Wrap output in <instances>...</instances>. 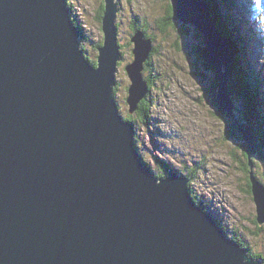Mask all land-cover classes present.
I'll return each instance as SVG.
<instances>
[{
    "label": "water",
    "instance_id": "water-1",
    "mask_svg": "<svg viewBox=\"0 0 264 264\" xmlns=\"http://www.w3.org/2000/svg\"><path fill=\"white\" fill-rule=\"evenodd\" d=\"M169 2V32L188 72L252 170L261 147L240 120L247 106L231 93L235 52L212 22L217 8L213 0ZM68 4L0 0V264H264L194 203L190 178L157 177L140 157L115 94L120 0H104L98 68ZM131 42L134 114L153 41L137 31ZM250 175L261 226L264 182Z\"/></svg>",
    "mask_w": 264,
    "mask_h": 264
},
{
    "label": "rangeland",
    "instance_id": "rangeland-1",
    "mask_svg": "<svg viewBox=\"0 0 264 264\" xmlns=\"http://www.w3.org/2000/svg\"><path fill=\"white\" fill-rule=\"evenodd\" d=\"M68 1L72 3L75 19L87 30L82 46L85 45L86 52L96 60L98 51L93 48L94 43L103 40L102 23L99 27L96 18L102 0ZM249 2V8L260 13L259 20H255L252 13L251 22L253 25L256 22L261 35V41L254 45L258 63L264 64V0ZM167 4H170L169 0H120L117 23H120L119 41L125 62L117 75V96L122 114L130 116L129 106L123 104V100L128 96L127 88L131 83L125 66L134 60L131 42L134 25L145 24L150 28V34L158 36L157 60L159 66L165 68V78L161 87L158 83L159 88L153 89L149 120H139L133 126L136 142L139 139L143 142L137 144L138 151L152 169L161 162L183 172L185 166L194 169L200 162L204 170L198 173L192 186L195 197L201 199L209 216L228 230V237L242 239L253 254L264 258V224L260 226L256 220L257 207L249 188L251 175L248 179L245 155L224 139L223 122L211 115L206 104L208 98L200 90L203 85L198 81V86L193 81V73L187 69L188 60L182 52H176L174 32L165 35L157 30L155 19L163 16ZM131 115L136 117V113ZM253 160L252 170L248 160V169L264 182V161Z\"/></svg>",
    "mask_w": 264,
    "mask_h": 264
},
{
    "label": "trees",
    "instance_id": "trees-1",
    "mask_svg": "<svg viewBox=\"0 0 264 264\" xmlns=\"http://www.w3.org/2000/svg\"><path fill=\"white\" fill-rule=\"evenodd\" d=\"M249 3H250L249 0H213V7L217 8L218 16L212 18V22L221 31V33L224 34L230 40V43L233 46L232 50L235 52L236 70H235L233 87H231V93L235 99L240 100L248 108L247 113L243 115L240 120L242 122L247 123L254 131L261 147V152L259 154L258 159L264 161V152H263L264 151V64L258 63L259 56L258 53L255 52V49L257 47L256 45H254L255 42L261 41V35L257 28L256 22L254 23V25L251 22L252 13H253V18L255 20L260 19L259 18L260 13L256 14L253 8L250 9ZM68 5L69 7H71L72 3L69 1ZM71 8L73 10V6ZM103 13H104V3L102 0L100 2V8L97 11V17H96L99 27H101ZM172 17L173 15H172L171 7H169V4H167V6L165 5V13L163 14V16L162 17L160 16L157 20L155 19L157 30L160 33L169 35L170 33L169 28L171 24L173 26ZM75 21L77 23V26L80 28L82 32L83 35L82 43H83L85 42V39L87 37L86 36L87 30H85V28L78 22L77 19H75ZM117 26L119 32L120 23H118ZM136 26L137 25L134 26L135 32L143 31L146 34V36L153 41V50L150 55V58L145 63V68L143 71V77L144 80L147 82L148 89L145 98L140 103L139 109L136 112V117L131 115L129 111L128 113L130 114V116L128 117L122 114L120 101L117 100L119 105V111L121 112L123 119H125V121H127L128 123H132L133 125L137 124V121L139 120L142 121L149 120L151 110L153 107V89L158 87V83L159 86L161 87V82L165 78V68L159 66L157 60V57H159V46L157 45L158 36L149 33L150 28H147L148 25L145 26L144 24L140 27L138 26L136 27ZM101 44L102 41L96 42L94 43L93 48L98 50ZM82 47L86 50L85 45H83ZM176 48H177L176 52H181L180 43L178 47L176 46ZM194 50H195V54L198 55L199 57L201 54L200 53L201 50L197 47L194 48ZM88 60L92 65L97 66V61L94 60L91 56L88 57ZM163 90L165 91V89ZM118 92H119V84L117 85L115 91L116 97ZM127 93L129 96V86L127 88ZM127 98L126 100H123V104L128 105ZM211 115L213 117L215 116L213 113H211ZM223 115L225 114L222 112V116ZM239 118L240 117H238L237 120H239ZM216 119L222 121L219 117H216ZM135 143L139 145L140 143L143 142L141 139H139ZM139 155L140 157L144 158L140 151H139ZM245 159H246L247 178L249 179L250 172L252 171L248 169V158L246 155H245ZM144 162L147 168L155 171L154 173L157 177L165 178L167 177L168 172L171 171L181 178L182 177L190 178L191 180L189 182V187L191 190L192 199L198 207L204 210L205 208L204 204L201 202V199H197L195 197L193 191L194 188L192 187L195 179L198 178L197 177L198 173L204 170L200 162L197 163L194 169H188V167L185 166L184 169L186 171L183 172L174 169L168 166L167 164L161 162H157L155 169H152V167L149 165V163L146 160H144ZM249 188L251 189L250 183H249ZM217 224L228 236L229 235L228 230H226L219 222H217ZM229 239H232L233 241H237L238 243L242 244L244 248L248 249L249 254L251 256L257 259H262L264 262V258L262 256H258V254H253L252 250L248 247V245L245 244V242L242 239L235 238V236L229 237Z\"/></svg>",
    "mask_w": 264,
    "mask_h": 264
},
{
    "label": "bare ground",
    "instance_id": "bare-ground-1",
    "mask_svg": "<svg viewBox=\"0 0 264 264\" xmlns=\"http://www.w3.org/2000/svg\"><path fill=\"white\" fill-rule=\"evenodd\" d=\"M68 3H69V1H68ZM103 17H104V14H103ZM120 51H121V50H120ZM94 67H95V68H98V64H97V66L94 65ZM117 75H118V72H117ZM128 78H129V77H128ZM115 90H116V88H115ZM127 99H128V98H127ZM124 122H125L126 124H129L127 121H125V119H124ZM126 124H125V125H126ZM141 158H142V157H141ZM253 161H254V160H253ZM143 162H144V161H143ZM252 164H253V163H252ZM163 174H164V173H163ZM163 174H162V175H163ZM190 180H191V179H190ZM190 192H191V190H190ZM254 202H255V201H254ZM256 207H257V206H256ZM208 214H209V213H208Z\"/></svg>",
    "mask_w": 264,
    "mask_h": 264
},
{
    "label": "clouds",
    "instance_id": "clouds-1",
    "mask_svg": "<svg viewBox=\"0 0 264 264\" xmlns=\"http://www.w3.org/2000/svg\"><path fill=\"white\" fill-rule=\"evenodd\" d=\"M117 21H118V18H117ZM122 47V46H121ZM98 51V50H97ZM97 59V58H96ZM97 61V60H96ZM125 62V61H124ZM123 64V63H122ZM120 65V68H122L123 67V65ZM118 77V76H117ZM117 81H118V78H117ZM118 84H119V82H118ZM117 100H118V96H117ZM129 111V110H128ZM120 112V111H119ZM120 115H121V112H120ZM135 142H136V140H135ZM137 145V144H136ZM143 161H144V159H143Z\"/></svg>",
    "mask_w": 264,
    "mask_h": 264
},
{
    "label": "flooded vegetation",
    "instance_id": "flooded-vegetation-1",
    "mask_svg": "<svg viewBox=\"0 0 264 264\" xmlns=\"http://www.w3.org/2000/svg\"><path fill=\"white\" fill-rule=\"evenodd\" d=\"M135 26V25H134ZM133 54V53H132ZM123 65V64H122Z\"/></svg>",
    "mask_w": 264,
    "mask_h": 264
}]
</instances>
